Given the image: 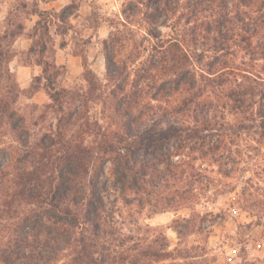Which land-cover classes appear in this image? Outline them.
I'll return each mask as SVG.
<instances>
[{"label":"rangeland","instance_id":"obj_1","mask_svg":"<svg viewBox=\"0 0 264 264\" xmlns=\"http://www.w3.org/2000/svg\"><path fill=\"white\" fill-rule=\"evenodd\" d=\"M217 1L0 0V49L8 51L5 68L20 92L12 108L22 119L17 133L6 120L0 123V150L9 165L5 171L14 165L15 152L34 148L55 128L58 114L39 77L42 58L37 51L43 44L55 86L79 95L67 97L63 107L92 125L72 127L89 144L95 146L99 133L108 136L127 126L132 135L151 123L194 126L199 113L182 108V91L158 93L161 83L173 78L163 68L169 60L162 51L177 43L187 54L183 69L204 75L215 49L224 45L216 33L206 32L209 8ZM235 1L227 3L233 13ZM238 27L225 42L220 61L264 79V60L252 50L264 31L250 39L251 32ZM42 32L46 34L38 42L35 34ZM108 64L116 69L115 77ZM2 85L0 77V89ZM224 88L208 87L200 101L208 121L199 135L203 140L173 142L161 149L162 157L149 160L143 149H131L130 159L140 163L134 167L136 187L120 190L112 183V156L100 155L109 180L113 241L98 264H264V103L255 92L238 108ZM134 97L139 102L135 107L128 101ZM118 105L122 117L115 111ZM0 223L11 229V220L1 213ZM57 264L71 263L60 256Z\"/></svg>","mask_w":264,"mask_h":264},{"label":"trees","instance_id":"obj_2","mask_svg":"<svg viewBox=\"0 0 264 264\" xmlns=\"http://www.w3.org/2000/svg\"><path fill=\"white\" fill-rule=\"evenodd\" d=\"M215 1L209 0L211 4ZM228 1H217L213 9L209 8L211 21L206 25V32L216 33L217 40L224 42V45L215 49L214 61L207 64L208 69L204 75H195L183 69L187 54L177 43H171L162 51L165 60H169L163 68L166 75L171 74L173 78L161 83L158 93L168 96L169 93L182 91V108L187 110L186 113H199L200 119L197 117L193 121L194 126L177 122L161 126L151 123L141 135L129 134L127 126V129L115 131L108 136L99 133L95 146L89 144L85 136L79 132L74 133L76 129L72 130V127L79 122L76 128L92 125L79 119V112L65 113L63 105L72 94L55 86L52 74L49 73L50 66L43 58L45 45L38 47L37 56L42 58L38 62L39 77L45 81L43 89L58 117L54 130L41 136L34 148L15 152L16 159L10 172H7L9 165L0 150V197L3 198L0 213L5 221L12 222L9 231L6 229L7 223H0V232L7 230L5 235H0L1 264H57L60 256L68 257L71 264H98V259L111 250L113 241L110 239L113 213L107 201L109 180L102 170L104 162L98 161L102 158L100 155L112 156V183L119 184L120 190L136 187L138 179L133 173H136L134 167L140 168V163L130 159L131 149H143L145 156L150 157L146 160H149L158 154L159 158L162 157L161 149L169 147L173 142L203 140L199 135L205 130L208 121L201 115L205 104L200 101L205 98L208 87L225 86L224 89H227L230 99L238 108L246 105L247 98L255 92L264 103V79L252 77L245 70L238 73V68H231L220 61L226 48L225 42L233 39L231 31L234 26H239L238 30L246 34L251 32L250 39L259 35L261 30L264 31V0H236L235 13L233 7L228 8ZM44 34H35L38 42L43 41ZM34 46L33 42L32 51L35 52ZM252 50L259 54V59L264 60V37ZM7 53L0 49V77L4 80L0 89L3 91V94L0 93V123L6 120L11 130L17 133L18 123H22V119L17 117L12 106L20 92L10 84L4 61ZM107 70H110L112 76L117 75L116 69L110 68L109 64ZM85 76V80L93 86L89 74ZM115 95L112 94L113 97ZM123 99L124 96L119 101ZM130 100L134 107L139 103L136 97ZM119 109V105L115 107V111L122 117ZM260 112L264 117V107ZM129 139L134 141L129 142ZM90 170L92 173L88 175ZM138 174L146 176L142 172Z\"/></svg>","mask_w":264,"mask_h":264}]
</instances>
